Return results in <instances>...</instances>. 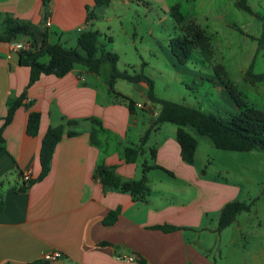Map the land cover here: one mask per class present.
<instances>
[{"label": "crops", "instance_id": "1", "mask_svg": "<svg viewBox=\"0 0 264 264\" xmlns=\"http://www.w3.org/2000/svg\"><path fill=\"white\" fill-rule=\"evenodd\" d=\"M238 1L111 0L110 5L95 9L94 0H0V34L6 16L30 22L38 30L46 31L51 44L57 39L61 44L73 37L78 42L82 33L95 30L101 35V46L120 54L111 35L115 27L126 29L129 21L131 25L133 22L162 25L172 18L171 9L179 5L187 19L208 29L213 37L214 58L223 61L216 62L226 68L228 77L238 85L231 77V67L233 70L237 60L243 66L238 76L241 81H246L245 74L249 70L264 74L256 71L254 61L256 55L264 56V48L259 51L264 35V0H247L250 13L239 10ZM88 9H94L97 19L88 22ZM48 20L50 27L46 26ZM25 39L29 38L18 40ZM234 39L242 47L251 41L252 54H230L232 59L228 64L224 60L226 54L216 56L215 41L224 43L230 51ZM130 44L136 46V41ZM9 46L10 43H0V128L9 102L23 94L30 80V70L21 66L19 55L10 57ZM161 48L166 56L171 54L172 64L178 66L180 74H194L201 83L209 79L220 89L234 115L239 113L215 76L193 72L187 64L179 65L171 50L165 46ZM48 61L49 58L44 63ZM127 67L131 66L127 64ZM135 85L147 100L145 105L136 102L137 111H147L155 118V113L160 111L152 113L154 105L147 98V85ZM250 86L257 93L262 106L259 109L264 111V81ZM239 90L248 96L241 88ZM118 93L132 99L125 93ZM30 112L41 114L37 137L26 133ZM91 119L102 124L98 145L91 143L90 133L95 126ZM65 120L78 121L76 131L79 134L63 138L56 147L50 173L28 187L23 174L31 172L32 180L41 175L43 139L50 127L64 124ZM139 121L142 119L138 113L131 114L126 105L115 99L104 77L91 74L82 66L75 67L62 78L42 76L28 90L23 106L4 131L7 154L0 156V199L5 205L0 214V264H30L55 251L61 252L63 258L54 264L216 263L207 252L209 247L202 245V239L205 242L206 238L202 232L209 229L201 228V222L211 215L218 220L222 209L232 202L234 192L228 184L209 179L196 165L199 146L193 165L183 160L176 138L177 126L162 124L152 132L161 134L155 145L157 155L155 159L148 153L141 156L144 161L140 172V157L135 163H128L124 157V150L134 147L128 143L127 133L130 128H136ZM148 125H144L142 132L145 133L152 123ZM113 138L118 146L111 145ZM144 163L158 168L147 172L150 191L143 200L106 189L95 178L98 166L106 165L115 167L123 180L137 181L142 178ZM116 210L120 211L118 219L106 225L104 220ZM163 226L176 230L158 229ZM125 258L136 261L128 262Z\"/></svg>", "mask_w": 264, "mask_h": 264}, {"label": "trees", "instance_id": "2", "mask_svg": "<svg viewBox=\"0 0 264 264\" xmlns=\"http://www.w3.org/2000/svg\"><path fill=\"white\" fill-rule=\"evenodd\" d=\"M95 9L108 6L111 0H94ZM239 10L251 12L247 0H239L236 3ZM171 16L181 31L180 36L170 40L169 47L177 63L181 66L188 64L193 57V52L200 50L204 59L213 67L217 81L225 88L239 113L229 118H222L214 114H208L202 110L159 99L154 92V82L149 78L142 65V71L137 73L134 68L119 71L118 63L120 57L113 51H107L100 45V33L90 30L82 33L78 38L79 49H65L61 44L49 43L48 33L38 30L34 24L6 16L3 20V32L0 34V43H12L20 37H27L33 45L31 51L22 52L20 64L30 70V80L23 94L14 101L9 102L7 114L4 117V124L0 128V156L7 154L5 146L4 131L14 120L16 111L23 106L28 90L35 85L42 76L55 75L62 78L68 75L77 66H82L91 74L104 77L109 91L115 99L127 106L131 114L137 113V104L134 100L115 91V86L120 80L131 84L145 83L147 85V98L153 105H160L161 109L155 118L151 116V127L145 132L140 143L134 147H127L124 150V157L128 163H135L137 159L149 154L152 159L156 158L155 147L147 148L150 136L157 131L162 124H173L177 126V142L181 149L183 160L193 165L195 163L198 140L188 132L189 128L194 129L198 135L211 140L218 150L229 152H253L264 153V111L249 104L243 93L228 77L226 68L222 64L214 63L215 50L212 38L195 20L187 19L176 5L171 9ZM97 19L94 9H88V22ZM110 40V39H109ZM264 35L261 39L263 42ZM48 57V63H42L41 59ZM245 80L253 85L264 81V74H254L249 70L245 74ZM154 113V111H152ZM95 124L90 133L91 143L98 145L99 134L102 131V124L97 119H91ZM41 114L30 112L28 115L26 133L30 137H37L40 130ZM78 121L65 120L64 124L50 127L43 139L40 163L41 175L28 183V187L42 181L51 170L52 159L58 144L65 136L73 137L79 133L76 131ZM157 166L143 165V175L140 180H123L116 172L115 167L106 165L98 166L95 178L100 180L106 189L120 193L130 194L136 200H143L149 194L150 188L147 179V172ZM4 201L0 199V214L4 210ZM250 205L241 202H231L221 211L218 221L217 232H222L231 226L238 215L250 210ZM120 211L111 212L104 223L111 225L118 219ZM163 231H174L175 227H158ZM42 261H35L30 264H43ZM11 264V263H6ZM143 264V263H142ZM216 264V263H214Z\"/></svg>", "mask_w": 264, "mask_h": 264}, {"label": "rangeland", "instance_id": "3", "mask_svg": "<svg viewBox=\"0 0 264 264\" xmlns=\"http://www.w3.org/2000/svg\"><path fill=\"white\" fill-rule=\"evenodd\" d=\"M155 24L153 26L152 22L151 24L133 22L131 25L129 21L125 25L126 29L115 27L114 33H111V35L115 38L116 49L120 52L118 54L120 57L118 63L119 71L123 72L130 68L129 71L132 72L131 69L134 67L136 72L139 73L142 71V65L146 64L143 70L153 80L154 92L158 98L201 109L206 113L214 114L224 119L233 116L234 113L231 106L225 102L222 92H220L219 88H215L212 81L205 79L201 83L193 76L194 74H180L178 66L174 67L172 64L171 54L169 57L165 55L161 47L165 46L171 50L169 47L170 40L181 35V31L174 19L168 18L162 25L159 23ZM151 30L153 34L150 33ZM206 31L209 33L208 29ZM209 35L211 36L210 33ZM211 38L213 37L211 36ZM131 41H136V46H132L130 44ZM52 43L59 44V40L57 39ZM61 45L65 49H79L77 39H74V37L66 42L62 41ZM215 45L217 47L216 56L219 57L222 54H226L224 55V60L228 64H230L232 59L230 54H252L251 41L242 47V44H238L234 39L233 44L230 46V51L224 43L215 41ZM259 45V51L261 52V49L264 48V40L262 42L260 39ZM232 57L234 58V56ZM47 59L45 57L41 59V62L44 63ZM216 61L218 62L219 60L214 58V63H217ZM254 61L256 62V71L264 72V56L261 54L260 56L256 55ZM127 64L131 67L128 68ZM234 66L233 70L230 66L231 77L234 78L238 85L233 83L237 87L239 86L244 93L248 94L247 97H244L251 106L254 104L257 106L255 108H262L258 103L257 93L251 90V84L249 85L246 81L245 83L238 78L239 69L242 66L240 60L234 62ZM186 67L193 72L202 71L204 74L215 76L212 65L204 59L200 50L197 49L193 52L192 60ZM115 91L127 94L137 103L146 104V97L142 95L138 85L120 80L115 87ZM160 108V105H154L153 111L159 112ZM137 113L142 121H139L136 128H130L127 133L128 143L131 146H133L132 144L136 146L140 143L141 138L145 134L142 132L144 125L151 124V115L147 111L138 110ZM155 116H157L156 113ZM167 126L175 127L173 124H167ZM188 132L198 140L199 153L196 165L199 166L200 170L205 172L209 179L228 184L234 192L232 202L238 201L251 206L249 211L238 215L235 222L222 232H217L219 221L217 217L215 219L211 215L209 219L202 220L201 228L209 229V231L199 230L207 231L202 232L203 237L206 235L204 239L206 243L202 239V245L209 247L207 252L212 261L215 260L217 264H264V153L260 151L229 152L218 150L209 138L198 135L192 128H189ZM160 139L161 134L153 133L148 147H156L155 145ZM111 145L118 146L115 138L112 139ZM143 161L144 158L140 157L138 162L140 172L142 171L141 165ZM214 229L215 232L211 231V233L210 230Z\"/></svg>", "mask_w": 264, "mask_h": 264}, {"label": "built area", "instance_id": "4", "mask_svg": "<svg viewBox=\"0 0 264 264\" xmlns=\"http://www.w3.org/2000/svg\"><path fill=\"white\" fill-rule=\"evenodd\" d=\"M46 26L47 27L51 26L50 20L46 22ZM32 49H33V45L29 39L14 41L10 43V46H9L10 57L13 55H20L22 52L31 51ZM31 177H32L31 172H26L23 174V179L27 183H29L32 180ZM62 258H63V254L59 251H55V252L44 254L41 261L44 263L48 262L50 264H54L56 261ZM125 261L134 262L136 261V259L135 258H125Z\"/></svg>", "mask_w": 264, "mask_h": 264}, {"label": "water", "instance_id": "5", "mask_svg": "<svg viewBox=\"0 0 264 264\" xmlns=\"http://www.w3.org/2000/svg\"><path fill=\"white\" fill-rule=\"evenodd\" d=\"M43 264H50V263H48V262H45V263H43Z\"/></svg>", "mask_w": 264, "mask_h": 264}]
</instances>
